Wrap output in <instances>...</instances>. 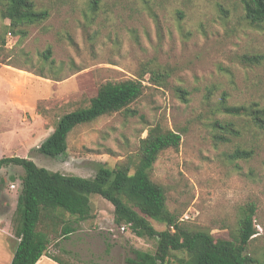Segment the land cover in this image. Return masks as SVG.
Segmentation results:
<instances>
[{
	"label": "rangeland",
	"instance_id": "374dc122",
	"mask_svg": "<svg viewBox=\"0 0 264 264\" xmlns=\"http://www.w3.org/2000/svg\"><path fill=\"white\" fill-rule=\"evenodd\" d=\"M36 1L50 15L23 27L24 33L0 18V158L29 157L50 171L83 177L94 176L102 165L129 161L134 172L148 130H175L182 134L179 147L162 151L150 171L165 188L169 210L191 227L229 239L241 207L255 202L258 233L250 251L263 256L264 129L249 126L243 137L216 143L211 126L216 118L235 119L214 112L224 92L230 104L264 105V62L242 61L244 54H264V28L248 22L242 0ZM143 64L172 73L162 86L150 74L142 77L146 87L129 105L133 114L122 109L76 126L68 135L66 162L38 151L62 115L87 106L107 81L141 78ZM178 86L190 92L188 102ZM238 145L253 147L255 155L231 160L228 154ZM24 173L15 163L0 168V216L13 238H19ZM91 205V217L56 243L57 255L72 264H138L140 251H156L157 239L113 221L110 201L94 193ZM56 215L60 234L74 216L62 209ZM148 219L158 230L168 228ZM184 256L174 251L170 264Z\"/></svg>",
	"mask_w": 264,
	"mask_h": 264
},
{
	"label": "trees",
	"instance_id": "16d2710c",
	"mask_svg": "<svg viewBox=\"0 0 264 264\" xmlns=\"http://www.w3.org/2000/svg\"><path fill=\"white\" fill-rule=\"evenodd\" d=\"M91 3H97L92 0ZM245 18L257 28H264V0H242ZM50 12L40 7L36 0H0V18L6 27L24 33L23 27L40 24L48 19ZM18 28V30H16ZM51 48L45 54L48 58ZM242 61L260 65L264 62L263 53L244 54ZM172 70L161 65L150 67L143 64L141 78L103 83L87 106L76 108L61 116L56 129L38 147L42 154L59 162H66L68 135L78 125L92 122L99 117L119 110L133 114L129 105L140 97L146 84L142 77L150 74L154 85L167 83ZM180 98L190 100L188 89L178 86ZM224 92L213 107L214 112L226 113L235 119L216 118L211 122L216 143L231 142L243 137L249 126L264 129V105L258 101L243 104H230ZM239 119H244L243 124ZM182 134L157 125L150 128L141 140L139 163L134 172L131 162H123L115 167L100 166L92 177L67 175L38 166L29 157L5 156L0 158V168L15 163L24 168L20 179L21 193L18 205L21 208L19 238L11 264H35L47 252L51 238L63 239L77 231L76 224L91 217V194H99L114 205L113 221L120 226L128 225L139 237L157 239L154 253L140 251L138 264H170L174 251L185 253L180 264H264L263 256L250 251V243L258 233L254 222L256 203L249 202L241 207L238 225L231 238L216 237L206 228L191 227L167 205L163 185L151 178L159 154L170 148H178ZM255 155L253 147H236L228 154L231 160H249ZM62 209L74 216L65 224L60 234L55 227L61 221L56 211ZM148 217L168 225L158 230ZM61 264H71L56 256Z\"/></svg>",
	"mask_w": 264,
	"mask_h": 264
},
{
	"label": "crops",
	"instance_id": "0c3cea01",
	"mask_svg": "<svg viewBox=\"0 0 264 264\" xmlns=\"http://www.w3.org/2000/svg\"><path fill=\"white\" fill-rule=\"evenodd\" d=\"M12 185H14L12 186L13 188L16 187L15 184ZM2 221L3 220L0 216V264H11L16 246L20 241V238H13L11 228L3 224ZM73 233L71 235H73ZM60 240L61 239H56L55 241H53L51 239V244L48 246L47 252L44 253L35 264H61L53 258L54 256H56L62 260H65L56 254L58 250L56 249L55 245Z\"/></svg>",
	"mask_w": 264,
	"mask_h": 264
},
{
	"label": "built area",
	"instance_id": "2783aa9c",
	"mask_svg": "<svg viewBox=\"0 0 264 264\" xmlns=\"http://www.w3.org/2000/svg\"><path fill=\"white\" fill-rule=\"evenodd\" d=\"M12 186H14V185H12ZM126 228H127L126 225H122V226H121V229H122V230H125Z\"/></svg>",
	"mask_w": 264,
	"mask_h": 264
}]
</instances>
